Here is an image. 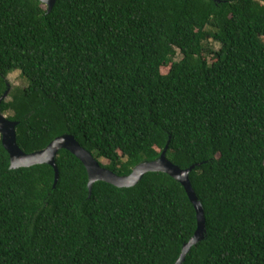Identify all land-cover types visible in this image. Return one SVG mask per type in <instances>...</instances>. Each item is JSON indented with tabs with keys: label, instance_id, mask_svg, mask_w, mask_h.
<instances>
[{
	"label": "trees",
	"instance_id": "16d2710c",
	"mask_svg": "<svg viewBox=\"0 0 264 264\" xmlns=\"http://www.w3.org/2000/svg\"><path fill=\"white\" fill-rule=\"evenodd\" d=\"M219 1L0 0L1 111L24 153L71 135L119 176L168 145L205 220L182 264H264V0ZM55 161L52 189L50 166L11 170L0 140V264L176 262L197 226L177 181L89 195L83 164Z\"/></svg>",
	"mask_w": 264,
	"mask_h": 264
},
{
	"label": "water",
	"instance_id": "95a60500",
	"mask_svg": "<svg viewBox=\"0 0 264 264\" xmlns=\"http://www.w3.org/2000/svg\"><path fill=\"white\" fill-rule=\"evenodd\" d=\"M38 1L47 8L48 12L53 9L56 3V0ZM213 1L220 2L219 0ZM9 92L10 89L8 88L0 96V140L4 150L9 156L11 170L29 168L36 165H48L54 170V183L52 187V189H54L59 178L55 159L59 151L66 150L83 164L88 177L87 189L89 195L93 184L96 182H104L116 188H132L135 187L147 173L166 174L183 187L190 203L194 207L197 221L196 230L193 236L182 246L180 256L174 264H182L189 250L205 238L206 230L204 212L189 180V174L195 166H190L187 169H180L178 166L172 164L165 155L168 145L165 146L158 159L136 165L130 174L126 176H119L106 167L101 166L98 160H96L89 151L84 149L71 135L57 137L43 150L26 154L17 144L16 126L18 125V122L9 120L1 111V104L8 98Z\"/></svg>",
	"mask_w": 264,
	"mask_h": 264
},
{
	"label": "rangeland",
	"instance_id": "374dc122",
	"mask_svg": "<svg viewBox=\"0 0 264 264\" xmlns=\"http://www.w3.org/2000/svg\"><path fill=\"white\" fill-rule=\"evenodd\" d=\"M215 46V48H218V45L213 44ZM180 58V56L176 57V60H178ZM166 69H163L162 72H165ZM7 81L9 83V86H11V88H15V87H22L25 86L27 84V82L20 76L19 71H14L12 73H10L7 76ZM5 116H8V114H5ZM102 165H106L107 162L105 160H101L100 161Z\"/></svg>",
	"mask_w": 264,
	"mask_h": 264
}]
</instances>
